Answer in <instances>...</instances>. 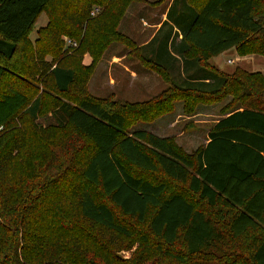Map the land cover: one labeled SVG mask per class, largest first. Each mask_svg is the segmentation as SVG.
Returning a JSON list of instances; mask_svg holds the SVG:
<instances>
[{
  "label": "trees",
  "instance_id": "1",
  "mask_svg": "<svg viewBox=\"0 0 264 264\" xmlns=\"http://www.w3.org/2000/svg\"><path fill=\"white\" fill-rule=\"evenodd\" d=\"M131 1L0 0V264H264V77L208 62L230 47L264 54V0H185L194 14L182 38L204 75L196 86L173 82L136 101L96 95L88 81L113 41L168 79L118 28ZM41 12L47 22L32 39ZM45 76L55 91L46 103ZM228 95L207 142L190 152L171 135L127 130L175 100L194 111ZM45 108L52 128L38 125ZM38 133L32 156L29 134ZM133 223L144 225L142 245L118 254L131 248ZM179 237L183 253L171 246Z\"/></svg>",
  "mask_w": 264,
  "mask_h": 264
},
{
  "label": "crops",
  "instance_id": "2",
  "mask_svg": "<svg viewBox=\"0 0 264 264\" xmlns=\"http://www.w3.org/2000/svg\"><path fill=\"white\" fill-rule=\"evenodd\" d=\"M193 14L194 9L185 0L131 1L119 21L118 28L136 42L144 57L153 59L166 68L168 79L145 65L138 55L133 54L129 46L125 44L121 46L118 41H113L104 50L97 65L102 64L101 71L107 76L106 80L103 82L99 78L93 82L91 76L88 81L89 90L96 95H101L100 91L107 88L108 94H113L115 98L123 92L126 94L125 96H130V99L124 100L136 101L144 100L143 97L136 95V92H149L155 89L157 85L162 84L159 77L167 84L164 88L173 82L179 84L174 81L173 77L175 76L186 80V83H182V85H189L190 81L202 79L204 76L201 75L203 70L199 68L200 66L195 58L187 55L188 44L182 38V26L186 27ZM226 51L227 49L218 54ZM212 56L208 58L210 64L209 59ZM89 60V55L85 54L83 61L88 63ZM173 74L175 75L173 76ZM177 101H174L175 106ZM199 104L196 105L197 110L200 108ZM204 105L202 104V106ZM179 109L182 108H178L177 111ZM167 115L163 114L158 117V121L163 122ZM174 122L175 120L170 119L169 123L173 124ZM184 134L191 136L189 133L184 132ZM158 135L165 136V134ZM204 140V143H206L207 137Z\"/></svg>",
  "mask_w": 264,
  "mask_h": 264
},
{
  "label": "rangeland",
  "instance_id": "3",
  "mask_svg": "<svg viewBox=\"0 0 264 264\" xmlns=\"http://www.w3.org/2000/svg\"><path fill=\"white\" fill-rule=\"evenodd\" d=\"M99 6V5H98ZM100 8V6H99ZM96 14V12L94 13ZM47 22V15L45 12H41L39 17L37 18L34 28L30 33V38L34 39L36 36L35 28L39 26L45 25ZM63 38L65 40V44H71V46H77L78 41L71 38L70 36L63 35ZM67 39H70L71 42H75V44L69 43ZM112 43V42H111ZM118 44H121V46H124L122 42H118ZM109 46V45H108ZM87 54V53H85ZM84 54V55H85ZM83 55V57H84ZM89 55V54H88ZM49 58L50 56L47 55ZM90 60L91 56L89 55ZM102 57V56H101ZM101 59V58H100ZM99 59V60H100ZM231 59V60H230ZM89 60V62H90ZM98 60V62H99ZM211 67L216 70H220L221 72L226 73H233L236 69H239L241 72L245 70L246 72H253L257 71L262 74L264 77V54L257 52V51H247L244 54H239L236 49L234 50L233 47L227 48V51L218 54L215 56H212L210 59ZM83 61V60H82ZM84 62V61H83ZM98 62L96 64V67L92 73V80L95 82L99 78L104 82L106 80V75L101 69L103 68L102 64L98 65ZM85 63V62H84ZM175 74H173L174 76ZM236 75H241L239 72L236 73ZM161 80L160 85H157L155 89L147 92H136V95L145 98H148L152 95H154L156 92H158L160 89L164 88L167 84L162 80L161 77H159ZM174 81L178 82L182 85V83H186V80H182L181 78H177L176 76L173 77ZM44 83L42 82V88L41 90L38 89V91L41 94H44V100L45 103L47 100L54 94V89L52 86V82L48 80L47 76L44 77ZM40 81V80H38ZM196 80L190 81L192 85H195ZM218 81L217 77L211 79L209 82L210 84H214ZM40 84V83H39ZM41 85V84H40ZM196 86V85H195ZM109 91H107V88H104L100 91V96H107ZM126 94L122 92V94H119L116 98L120 100L124 99H130V96H125ZM115 98V96L113 95ZM232 99V95H228L226 98L218 101L213 102H204L200 103V108L197 110V108L194 111H186L183 109V101L178 100L176 102V106L173 105V109L171 111H165L161 114H159L157 117H155L152 120H146V119H137L133 123L129 124L127 127L128 131H132L138 128H144L146 130L152 131L156 134H165L167 136L171 135L173 136V139L175 142L181 146L185 151H192L194 150L198 145L204 144L206 137H207V130L208 128L218 119L221 115L224 114L225 108L223 105ZM202 104H205L202 106ZM181 106V107H179ZM232 106V105H231ZM231 106H228L227 109H229ZM178 108L179 111H177ZM163 114H168L166 118H164L163 122L158 121V117L162 116ZM21 117H24L23 113L21 112ZM170 119L175 120V122L170 124ZM20 117L18 116L15 121L16 125L19 126ZM38 125L41 128L49 127L52 128L51 125L54 124L55 119L53 116H51V109L45 108L39 115L37 119ZM12 125V124H11ZM10 125V126H11ZM185 133L191 134V136H187ZM31 136V137H30ZM44 138V134L38 133L35 135H30L28 138V144L26 147V151L31 153V155H35L37 151L41 148L39 146V140ZM47 154V153H46ZM156 178L162 177L161 172L159 170L152 172ZM201 204V203H200ZM207 211L210 214H214L217 212L219 205H207L205 206ZM132 221V219H130ZM136 227V229L131 228L132 231V243L131 248H119L118 254H123L124 256H127L132 250H135L137 247L142 245V242L140 239H138V236H140V232H142V229L144 228L143 223H133ZM255 231L248 232L246 234V241L250 238V235L254 234ZM129 236H121L120 239L123 240V242L127 241ZM229 245L232 247H235L236 245L232 242H228ZM172 249L178 251L179 253H183L185 245L182 237H179L176 242H174L172 245ZM164 258L162 259V261ZM170 264H180L177 260H171Z\"/></svg>",
  "mask_w": 264,
  "mask_h": 264
},
{
  "label": "built area",
  "instance_id": "4",
  "mask_svg": "<svg viewBox=\"0 0 264 264\" xmlns=\"http://www.w3.org/2000/svg\"><path fill=\"white\" fill-rule=\"evenodd\" d=\"M98 10H99V6H98V5H95V6L91 9L90 13H91V14H94V13L97 12ZM67 41H68L69 43H72L70 39H67ZM72 44H75V42H73ZM230 60H231V59H230Z\"/></svg>",
  "mask_w": 264,
  "mask_h": 264
}]
</instances>
